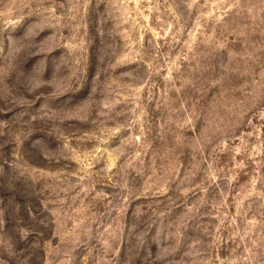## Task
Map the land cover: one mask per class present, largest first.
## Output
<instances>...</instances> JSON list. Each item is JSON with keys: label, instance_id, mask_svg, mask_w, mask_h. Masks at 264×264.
I'll return each instance as SVG.
<instances>
[{"label": "rangeland", "instance_id": "rangeland-1", "mask_svg": "<svg viewBox=\"0 0 264 264\" xmlns=\"http://www.w3.org/2000/svg\"><path fill=\"white\" fill-rule=\"evenodd\" d=\"M0 264H264V0H0Z\"/></svg>", "mask_w": 264, "mask_h": 264}]
</instances>
